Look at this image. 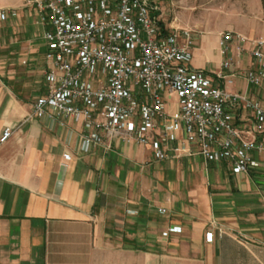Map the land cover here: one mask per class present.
Wrapping results in <instances>:
<instances>
[{"label": "crops", "instance_id": "1", "mask_svg": "<svg viewBox=\"0 0 264 264\" xmlns=\"http://www.w3.org/2000/svg\"><path fill=\"white\" fill-rule=\"evenodd\" d=\"M22 2L0 0V10L17 8L0 18V136L12 128L0 143V264H264V154H253L259 167L234 174L197 154L159 160L151 145L121 138L85 153L79 122L26 119L45 91L46 44ZM237 29L264 39V21ZM221 59L219 31L196 37L192 67L213 74ZM251 65L244 52L235 69ZM228 89L264 107V81L238 76ZM165 99L170 114L176 98ZM172 226L180 231L164 236Z\"/></svg>", "mask_w": 264, "mask_h": 264}, {"label": "built area", "instance_id": "2", "mask_svg": "<svg viewBox=\"0 0 264 264\" xmlns=\"http://www.w3.org/2000/svg\"><path fill=\"white\" fill-rule=\"evenodd\" d=\"M164 1L23 0L43 24L46 44L45 91L26 119L48 114L79 122L85 153L121 138L151 145L159 160L197 154L225 162L234 174L259 167L253 154H264V107L228 86L238 76L253 86L264 81V39L221 32L219 69L192 67L197 36L161 22ZM8 14L16 16L17 8L0 10L1 19ZM244 52L252 65L238 71ZM165 92L176 98L170 114ZM238 111L248 118L236 122ZM11 133L6 126L0 143ZM178 231L172 226L162 234ZM212 239L206 231L204 240Z\"/></svg>", "mask_w": 264, "mask_h": 264}, {"label": "rangeland", "instance_id": "3", "mask_svg": "<svg viewBox=\"0 0 264 264\" xmlns=\"http://www.w3.org/2000/svg\"><path fill=\"white\" fill-rule=\"evenodd\" d=\"M161 22L184 27L196 36L238 31L251 20L264 21V0H165ZM171 101L173 98L170 99Z\"/></svg>", "mask_w": 264, "mask_h": 264}]
</instances>
